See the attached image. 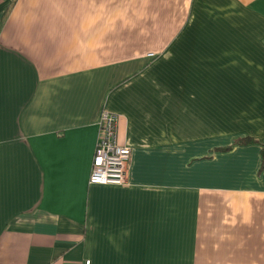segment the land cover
<instances>
[{
  "label": "crops",
  "instance_id": "1",
  "mask_svg": "<svg viewBox=\"0 0 264 264\" xmlns=\"http://www.w3.org/2000/svg\"><path fill=\"white\" fill-rule=\"evenodd\" d=\"M262 143L264 0H0V264H264Z\"/></svg>",
  "mask_w": 264,
  "mask_h": 264
},
{
  "label": "built area",
  "instance_id": "2",
  "mask_svg": "<svg viewBox=\"0 0 264 264\" xmlns=\"http://www.w3.org/2000/svg\"><path fill=\"white\" fill-rule=\"evenodd\" d=\"M99 135L89 182L123 185L127 182L132 148L118 139V116L104 110L99 119Z\"/></svg>",
  "mask_w": 264,
  "mask_h": 264
},
{
  "label": "trees",
  "instance_id": "3",
  "mask_svg": "<svg viewBox=\"0 0 264 264\" xmlns=\"http://www.w3.org/2000/svg\"><path fill=\"white\" fill-rule=\"evenodd\" d=\"M257 142L258 140L252 136L241 137L235 140V142L232 145L219 148V150L227 151L234 145H247V144H252V143H257ZM261 145H262V154L264 156V144L262 143Z\"/></svg>",
  "mask_w": 264,
  "mask_h": 264
}]
</instances>
